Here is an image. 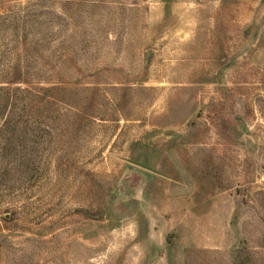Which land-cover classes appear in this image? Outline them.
Instances as JSON below:
<instances>
[{
  "label": "rangeland",
  "instance_id": "374dc122",
  "mask_svg": "<svg viewBox=\"0 0 264 264\" xmlns=\"http://www.w3.org/2000/svg\"><path fill=\"white\" fill-rule=\"evenodd\" d=\"M0 85V264H264V0H0Z\"/></svg>",
  "mask_w": 264,
  "mask_h": 264
},
{
  "label": "trees",
  "instance_id": "16d2710c",
  "mask_svg": "<svg viewBox=\"0 0 264 264\" xmlns=\"http://www.w3.org/2000/svg\"><path fill=\"white\" fill-rule=\"evenodd\" d=\"M4 86L0 85V117L4 115L5 109H4V103L7 102L8 97H6V94L3 92L4 91ZM8 121L6 118L3 120L1 127H6Z\"/></svg>",
  "mask_w": 264,
  "mask_h": 264
}]
</instances>
